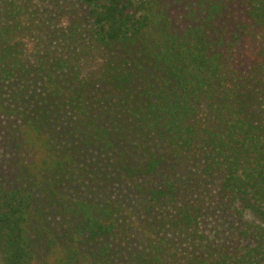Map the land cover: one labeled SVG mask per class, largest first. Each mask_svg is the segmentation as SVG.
I'll return each instance as SVG.
<instances>
[{
	"label": "trees",
	"instance_id": "16d2710c",
	"mask_svg": "<svg viewBox=\"0 0 264 264\" xmlns=\"http://www.w3.org/2000/svg\"><path fill=\"white\" fill-rule=\"evenodd\" d=\"M2 264H264V0H0Z\"/></svg>",
	"mask_w": 264,
	"mask_h": 264
},
{
	"label": "rangeland",
	"instance_id": "374dc122",
	"mask_svg": "<svg viewBox=\"0 0 264 264\" xmlns=\"http://www.w3.org/2000/svg\"><path fill=\"white\" fill-rule=\"evenodd\" d=\"M0 264H2V262H1V258H0Z\"/></svg>",
	"mask_w": 264,
	"mask_h": 264
}]
</instances>
